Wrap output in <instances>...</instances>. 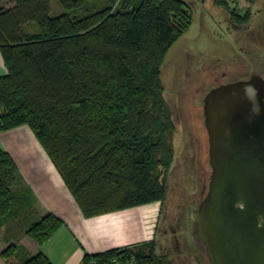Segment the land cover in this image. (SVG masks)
I'll use <instances>...</instances> for the list:
<instances>
[{
    "label": "trees",
    "instance_id": "16d2710c",
    "mask_svg": "<svg viewBox=\"0 0 264 264\" xmlns=\"http://www.w3.org/2000/svg\"><path fill=\"white\" fill-rule=\"evenodd\" d=\"M11 1L7 10L0 8V51L8 71L0 76V133L31 129L85 219L164 202L175 128L162 68L191 28L188 4L141 0L132 10L115 11L119 0H107V9L78 18L72 13L84 0H62L57 16H51L52 0ZM230 1L241 0L213 3L233 24L248 23L251 13L240 16ZM27 193L36 219L21 238L9 239L5 223ZM63 224L33 198L0 148L1 258L53 264L42 248ZM157 247L153 240L87 254L83 264H173Z\"/></svg>",
    "mask_w": 264,
    "mask_h": 264
},
{
    "label": "rangeland",
    "instance_id": "374dc122",
    "mask_svg": "<svg viewBox=\"0 0 264 264\" xmlns=\"http://www.w3.org/2000/svg\"><path fill=\"white\" fill-rule=\"evenodd\" d=\"M141 0H119L114 10H132ZM188 4L192 24L165 59L162 83L170 107L175 131L172 137L173 159L167 180V198L160 208L156 240L159 255H167L173 264H211L204 245L195 237L193 214L205 198L212 173L202 108L206 92L222 82H234L259 76L264 79V0L256 3L230 1L231 9L251 20L242 26L233 24L231 15L213 0H182ZM236 2V3H235ZM11 0H0L7 10ZM109 7L107 0H84L73 11L78 18ZM51 16L63 13L62 0L51 1ZM35 32L36 26L30 28ZM24 193V192H23ZM29 193L16 200L15 216L8 219L3 234L12 240L21 238L36 219L37 212ZM19 255L23 257L22 252Z\"/></svg>",
    "mask_w": 264,
    "mask_h": 264
},
{
    "label": "water",
    "instance_id": "95a60500",
    "mask_svg": "<svg viewBox=\"0 0 264 264\" xmlns=\"http://www.w3.org/2000/svg\"><path fill=\"white\" fill-rule=\"evenodd\" d=\"M206 93L212 173L193 214L194 238L211 264H264V79L222 82Z\"/></svg>",
    "mask_w": 264,
    "mask_h": 264
},
{
    "label": "crops",
    "instance_id": "0c3cea01",
    "mask_svg": "<svg viewBox=\"0 0 264 264\" xmlns=\"http://www.w3.org/2000/svg\"><path fill=\"white\" fill-rule=\"evenodd\" d=\"M7 72L0 51V76ZM0 148L15 161L33 198L64 223L42 248L53 264H83L87 254L138 247L156 238L161 219L157 207L160 203L85 219L49 155L28 126L1 132ZM0 264L8 263L0 256Z\"/></svg>",
    "mask_w": 264,
    "mask_h": 264
}]
</instances>
